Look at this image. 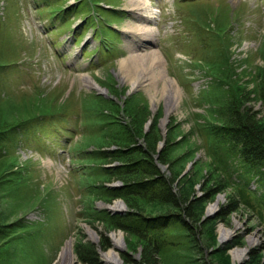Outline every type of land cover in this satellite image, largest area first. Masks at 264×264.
Here are the masks:
<instances>
[{
	"label": "rangeland",
	"instance_id": "1",
	"mask_svg": "<svg viewBox=\"0 0 264 264\" xmlns=\"http://www.w3.org/2000/svg\"><path fill=\"white\" fill-rule=\"evenodd\" d=\"M145 1L146 12L137 11H154L146 27L152 34L125 31L135 23L128 0H0V59L8 63L0 67V109L8 120L29 116L33 121L0 149V221L14 223L0 235V264H86L76 245H99L101 233L112 245V231L122 235L116 264H123V252L138 259V239L93 220L92 211L122 201L105 200L102 186L121 181L98 174L113 162L97 151L113 148L109 136L116 120L129 122L122 111L128 97L147 107L143 129L156 123L165 138L171 127V157L194 149L192 157L177 162L181 174L194 161L198 178L212 171L229 182L205 204L204 216H213L229 195L239 198L237 210L215 225L212 248L231 245L215 260L264 264V217L257 196L262 188L251 179L243 192L236 183L244 184L247 176L233 161L232 178L229 170L215 169L211 141L199 128L234 90L248 93L246 104L264 113L258 96L264 81V0ZM87 77L105 93L90 87ZM133 81L138 85L132 87ZM163 145L161 139L158 151ZM161 170L168 174L167 165ZM194 193H202L198 183ZM219 226L229 232L223 239ZM241 248L244 255L234 258L232 250ZM97 249L104 262L101 252L108 248Z\"/></svg>",
	"mask_w": 264,
	"mask_h": 264
},
{
	"label": "trees",
	"instance_id": "2",
	"mask_svg": "<svg viewBox=\"0 0 264 264\" xmlns=\"http://www.w3.org/2000/svg\"><path fill=\"white\" fill-rule=\"evenodd\" d=\"M54 9L65 10L55 6ZM5 64H8L7 61L0 59V67ZM217 70L219 66L213 65L212 71L217 73ZM258 86V96L264 106V81ZM248 100V93L234 90L224 104L211 110L212 117L199 128L211 141L207 146L216 161L215 169L219 172L224 170V173L229 170V177L232 178L230 167H240L243 170L241 174L247 179L245 186L236 184L243 192L251 179L259 182L262 192L257 195L258 207L263 212L258 211L264 217V113L259 115L251 105L246 104ZM124 104L122 111L129 122L121 124L116 120L109 136L113 148L101 149L97 153L101 151L103 155L100 158L108 163L114 162L102 166L103 172L98 174L108 180L121 181L119 186H102L105 200L119 198L126 210L118 213L96 208L92 210L93 220L138 239V259L132 257V252H123V264H219L215 260L216 255L231 245L212 248L215 244V225L225 222L237 210L239 198L235 194L229 195L213 216H204L205 204L222 193L229 182L216 177L212 171L198 178L200 170L194 161L193 167L181 174L176 169L177 162L192 157L194 149L186 148L180 155L171 157L174 147L170 140L171 127L165 138L160 135L156 123H151L145 130L143 122L149 116L147 107L138 106L133 97H128ZM27 124H33L29 116L8 120L5 112H1L0 149L4 141L10 140ZM161 139L164 145L158 151ZM232 161L235 163L230 166ZM164 164L168 174L161 170ZM196 183L201 187L200 195L194 193ZM13 224L0 221V235L8 232L9 229L4 228ZM110 245L108 236L101 233L99 245L80 243L76 245L75 252L86 264H106L99 258L97 248L105 250ZM254 257L252 251V261Z\"/></svg>",
	"mask_w": 264,
	"mask_h": 264
},
{
	"label": "bare ground",
	"instance_id": "3",
	"mask_svg": "<svg viewBox=\"0 0 264 264\" xmlns=\"http://www.w3.org/2000/svg\"><path fill=\"white\" fill-rule=\"evenodd\" d=\"M128 4L130 5V9L134 11V21L135 23L131 24L128 26L125 31L129 33H143V34H152V29L151 28H146L148 26V21L152 20L155 15L153 14L154 11L152 9L149 10V13H144V12H138L137 10H143L146 12V8L148 5L145 0H128ZM149 32V33H146ZM153 60L160 62V58L157 54L153 53ZM86 81L90 87L95 88L99 92L105 93V90L100 87L95 81H93L90 77L86 78ZM139 81H133L132 87L137 86ZM220 197L216 199V203H218ZM215 204H210L207 208V212H211L212 210L215 209L216 207ZM112 209H122L123 205L121 202H116L113 206H111ZM218 229L220 230V239L225 238L228 235V230L224 228L223 226H219ZM88 235L93 241H97L96 233L92 230L88 229ZM110 239L112 242V245L110 248H108L105 251L101 252V257L103 258L105 263L108 264H116L120 262V257H119V250L122 249V235L120 232L117 231H112L110 234ZM251 241L249 240V244ZM65 250V249H64ZM246 249L241 248V249H234L232 250V254L234 258L240 259ZM64 251H61L59 253L60 256H63ZM63 264H72V261L69 260Z\"/></svg>",
	"mask_w": 264,
	"mask_h": 264
}]
</instances>
